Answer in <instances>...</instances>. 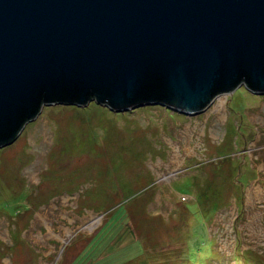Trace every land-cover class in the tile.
Returning <instances> with one entry per match:
<instances>
[{"label": "rangeland", "instance_id": "374dc122", "mask_svg": "<svg viewBox=\"0 0 264 264\" xmlns=\"http://www.w3.org/2000/svg\"><path fill=\"white\" fill-rule=\"evenodd\" d=\"M0 264H264V95L44 107L0 149Z\"/></svg>", "mask_w": 264, "mask_h": 264}, {"label": "water", "instance_id": "95a60500", "mask_svg": "<svg viewBox=\"0 0 264 264\" xmlns=\"http://www.w3.org/2000/svg\"><path fill=\"white\" fill-rule=\"evenodd\" d=\"M264 95V0H0V149L44 107L206 111Z\"/></svg>", "mask_w": 264, "mask_h": 264}, {"label": "bare ground", "instance_id": "6f19581e", "mask_svg": "<svg viewBox=\"0 0 264 264\" xmlns=\"http://www.w3.org/2000/svg\"><path fill=\"white\" fill-rule=\"evenodd\" d=\"M187 151H190V149H188ZM259 192V191H258ZM261 196V195H260Z\"/></svg>", "mask_w": 264, "mask_h": 264}]
</instances>
